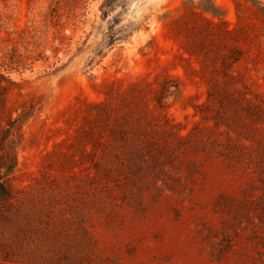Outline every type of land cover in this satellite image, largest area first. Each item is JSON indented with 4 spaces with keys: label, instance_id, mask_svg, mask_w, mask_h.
I'll use <instances>...</instances> for the list:
<instances>
[{
    "label": "rangeland",
    "instance_id": "rangeland-1",
    "mask_svg": "<svg viewBox=\"0 0 264 264\" xmlns=\"http://www.w3.org/2000/svg\"><path fill=\"white\" fill-rule=\"evenodd\" d=\"M0 264H264V0H0Z\"/></svg>",
    "mask_w": 264,
    "mask_h": 264
}]
</instances>
